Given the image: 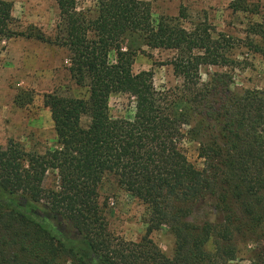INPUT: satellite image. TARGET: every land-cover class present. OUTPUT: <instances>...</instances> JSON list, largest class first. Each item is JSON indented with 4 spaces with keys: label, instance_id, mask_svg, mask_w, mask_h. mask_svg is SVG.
I'll list each match as a JSON object with an SVG mask.
<instances>
[{
    "label": "trees",
    "instance_id": "obj_1",
    "mask_svg": "<svg viewBox=\"0 0 264 264\" xmlns=\"http://www.w3.org/2000/svg\"><path fill=\"white\" fill-rule=\"evenodd\" d=\"M239 1L235 11H250ZM57 4L51 39L35 27L18 32L13 3L0 0V41L34 39L66 49L71 76L89 89L87 99L45 96L57 149L28 153L15 142L0 148V264H233L236 238L264 239V90L235 89L229 71L202 83L201 68L233 67L230 53L241 43L264 55V20L241 41L207 23L187 29L184 11L156 21L143 0H99L93 20L76 0ZM129 35L141 36L149 49L175 52L168 65L183 80L180 95L157 90L152 71L133 72L138 52L122 48ZM115 94L135 98L132 120L111 117ZM186 135L200 146L202 169L183 151ZM51 171L58 185L47 189ZM107 175L149 210L138 243L108 230L99 202ZM199 204L215 221L196 214ZM163 227L176 241L172 258L150 238ZM251 264H264V248Z\"/></svg>",
    "mask_w": 264,
    "mask_h": 264
},
{
    "label": "rangeland",
    "instance_id": "obj_2",
    "mask_svg": "<svg viewBox=\"0 0 264 264\" xmlns=\"http://www.w3.org/2000/svg\"><path fill=\"white\" fill-rule=\"evenodd\" d=\"M13 3V16L17 20L15 29L29 33L32 27L55 39L60 22L57 0H5ZM152 7L157 21L161 16L178 17L181 11L187 14L182 24L191 29L207 23L216 34L224 33L237 40L246 41L249 28L264 20V0H245L250 11H235L239 0H143ZM78 11L89 19L99 15V0H76ZM215 34V35H216ZM259 42L258 38H253ZM247 43V42H246ZM241 43L230 53L235 61L231 68L202 67V83H207L217 72H230L237 90H264V55L257 54ZM124 51H137L133 72H153L154 86L159 91L181 94L183 80L173 67L168 65L175 52L149 49L139 35H129L122 43ZM116 55H111L112 62ZM69 53L66 49L42 43L34 39L17 38L0 41V148L15 142L28 153L45 154L58 148L57 136L51 112L45 107V96L57 92L63 97L87 99L89 89L78 86L69 72ZM136 101L128 94H115L110 98V114L114 119L132 120ZM86 126L88 120L84 119ZM187 133L188 128H184ZM182 148L188 160L197 168H203L199 158V144L186 138ZM58 177L54 171L48 173L44 186L57 188ZM99 202L113 237L127 242H140L146 235L149 210L138 199L125 192L113 175H107L101 183ZM199 216L215 221V214L199 204ZM204 219V218H203ZM202 220V219H201ZM153 242L169 258L176 249L175 238L167 227L150 235ZM213 241L207 246L213 250ZM238 248L237 260L233 264H251L257 253L264 248V239H235Z\"/></svg>",
    "mask_w": 264,
    "mask_h": 264
}]
</instances>
